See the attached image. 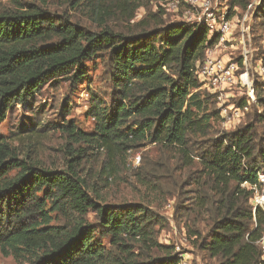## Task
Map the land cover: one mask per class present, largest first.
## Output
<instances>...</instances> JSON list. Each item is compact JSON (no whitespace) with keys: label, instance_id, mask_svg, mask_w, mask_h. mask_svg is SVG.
<instances>
[{"label":"trees","instance_id":"trees-1","mask_svg":"<svg viewBox=\"0 0 264 264\" xmlns=\"http://www.w3.org/2000/svg\"><path fill=\"white\" fill-rule=\"evenodd\" d=\"M161 1L61 0L60 5L84 15L95 29L50 11V0H10L11 7L0 9V123L14 104L28 103L52 79L84 80V63L101 53L108 55L116 95L108 104L90 91L92 131L71 122L63 126V168H48L41 161L40 130L25 127L0 136L2 255L18 264H178L175 245L158 239L155 213L142 205L104 204L96 196L97 185L93 190L89 184L94 178L96 184L109 186L128 164L130 151L149 143L175 154L185 166L200 158L216 196L198 197V206L214 221L209 240L202 244L210 257L218 264H264L257 243L264 211L254 213V191L243 186L259 185L264 148L257 127L246 123L195 154L193 139L207 137L218 114L209 109L212 95L202 92L196 65L218 38L207 40L204 24L168 23ZM251 1L226 3L232 14H242ZM141 8L148 14L132 25L133 31L121 32L111 24L130 26ZM251 28L257 40L263 37L264 0ZM254 106L256 121H264L260 86ZM85 163H90L88 170ZM90 211L98 216V225L88 220ZM97 228L109 238V246L97 237Z\"/></svg>","mask_w":264,"mask_h":264},{"label":"rangeland","instance_id":"rangeland-1","mask_svg":"<svg viewBox=\"0 0 264 264\" xmlns=\"http://www.w3.org/2000/svg\"><path fill=\"white\" fill-rule=\"evenodd\" d=\"M20 1L23 4L39 3V0ZM219 2L222 6L227 4L226 0H219ZM60 3L61 0H50L47 7L56 14L69 15L68 17L72 21L82 27L95 29V25L84 15L73 13ZM5 6H12L10 0H0V9ZM150 10L156 11L157 9L155 6H151ZM237 13L240 14V12ZM147 14L148 9L141 8L130 26L115 21L111 24L118 31L129 33L133 31L132 28L134 29L132 25H137ZM164 19L168 23L183 21L182 16L177 15L173 9L166 11ZM256 37L252 31L253 67L260 60H264V34L261 39L257 40ZM233 47L232 42L227 45L228 54L233 52L238 55L237 42L233 44ZM84 64L87 68L84 80L72 83L66 76L57 77L44 84L28 103L14 104L7 112L5 120L0 123V136H12L11 134L25 127H28L29 130H40L43 134L39 154L41 161L48 168H63L65 164L64 146L67 143V135L62 131L63 126L71 122L83 131L93 130L94 120L89 114V93L91 90L99 93L108 104L116 99L108 55L98 54ZM201 90L203 93L212 95L209 109L217 111L218 114L213 118L210 134L207 137L193 139L195 154L198 155L206 151V145L210 144V141H216L229 131L224 127L221 111L226 109L227 115L234 112L235 107L233 108L232 104H238L239 97H241L234 85L226 86V89H219L222 94L213 93L203 85ZM252 107L236 128L254 122L257 127L258 141L264 148V121H256L257 107ZM14 143L19 144L18 141H14ZM176 158L175 154H167L159 145L144 143L130 151L128 164L109 186L104 187L102 184H96L94 181L97 180L94 178L90 179L89 184L93 190V186L97 185L96 196L101 197L100 202L104 204L142 205L155 213L160 223L156 226L159 241L175 245L179 257H183L188 264H218L219 260L210 257L202 247V244L209 240L214 221L210 214L205 213V209L198 206L201 203L198 197H204L207 194L216 199V196L210 189L208 178L203 173L199 157H195L194 163L190 166L179 163ZM158 164L165 166L161 169ZM259 164L261 165L260 171H264L263 161L260 160ZM84 167L88 170L90 163H85ZM263 195V188L254 191L251 204L254 206L256 199L262 198ZM87 218L93 224L98 225V216L95 212L90 211ZM56 222L61 223L63 219ZM100 233V229L97 228V237L109 246V238L101 236ZM0 264L18 263L12 256H4L0 253Z\"/></svg>","mask_w":264,"mask_h":264},{"label":"built area","instance_id":"built-area-1","mask_svg":"<svg viewBox=\"0 0 264 264\" xmlns=\"http://www.w3.org/2000/svg\"><path fill=\"white\" fill-rule=\"evenodd\" d=\"M260 2L261 0H252L242 14H232L228 4L222 6L219 0H162L160 2L166 11L173 9L177 15L180 14L183 21L206 25L207 40L218 38L214 46L206 49L204 60L198 62L196 68L202 85L213 93L222 94L219 89H226V86L237 87L241 97L238 104H232V107H235L234 112L227 115L226 109L221 111L224 127L229 131L236 128L252 105L257 103L259 86L264 93V60H260L253 67L254 50L251 28L255 10ZM231 42L232 47L237 42L238 55L233 52L228 54L227 45ZM243 186L253 191H258L259 188L264 189V171L259 172L258 186L247 183ZM257 208L264 211V195L256 199L253 206L254 213ZM257 243L261 248L264 261V228ZM178 264H188V262L180 257Z\"/></svg>","mask_w":264,"mask_h":264}]
</instances>
